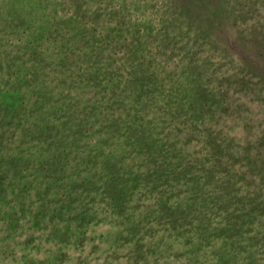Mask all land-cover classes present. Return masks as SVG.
I'll return each mask as SVG.
<instances>
[{"label":"rangeland","instance_id":"rangeland-1","mask_svg":"<svg viewBox=\"0 0 264 264\" xmlns=\"http://www.w3.org/2000/svg\"><path fill=\"white\" fill-rule=\"evenodd\" d=\"M0 264H264V0H0Z\"/></svg>","mask_w":264,"mask_h":264}]
</instances>
